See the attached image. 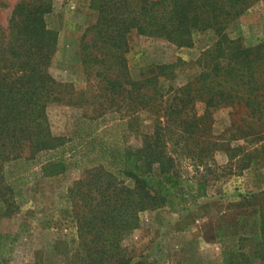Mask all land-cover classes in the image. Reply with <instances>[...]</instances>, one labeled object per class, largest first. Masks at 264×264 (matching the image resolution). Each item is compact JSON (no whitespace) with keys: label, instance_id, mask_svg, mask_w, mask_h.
Returning a JSON list of instances; mask_svg holds the SVG:
<instances>
[{"label":"trees","instance_id":"trees-1","mask_svg":"<svg viewBox=\"0 0 264 264\" xmlns=\"http://www.w3.org/2000/svg\"><path fill=\"white\" fill-rule=\"evenodd\" d=\"M84 1L94 21L81 29L78 58L94 82L96 108L81 115L70 139L53 135L47 118V107L61 102L66 89L47 71L56 40L44 19L50 0H17L0 26V212L16 208L23 186L84 158L90 165L67 188L74 238L52 248L64 264H150L130 242L139 212L162 206L181 211L219 178L255 168L245 155L246 162L221 169L214 153L224 150L231 159L240 147L226 146L211 127L215 110L234 105L264 127V37L246 46L226 33L264 0ZM204 30L214 39L196 61L199 71L166 97L158 80L180 73L182 59L147 66L139 80L130 77V32L189 47L193 34ZM230 126L236 132L231 139L253 135ZM254 188L224 205L213 202L222 207L212 216V234L223 264H264V190L258 183ZM6 237L0 235V264H9ZM27 264L42 261L35 256Z\"/></svg>","mask_w":264,"mask_h":264},{"label":"rangeland","instance_id":"rangeland-1","mask_svg":"<svg viewBox=\"0 0 264 264\" xmlns=\"http://www.w3.org/2000/svg\"><path fill=\"white\" fill-rule=\"evenodd\" d=\"M16 1L0 0V26L6 24ZM50 3L51 10L44 19L47 27L56 32V40L47 71L55 80L65 84L66 89L61 102L47 107V118L53 135L70 139L75 136L81 115H90L96 108L95 99L90 98L94 82L85 78L78 58L81 29L92 24L94 14L84 0H50ZM226 33L231 38H239L246 46L261 41L264 37V4L257 1L249 6L231 23ZM213 39L212 31H197L192 36L191 46L176 47L163 39L130 32L125 55L129 75L133 80H139L147 66L182 59L185 66L180 73L171 80H158L159 89L166 97L169 88L183 85L197 74L196 61ZM202 108V103L197 100L195 112L200 114ZM147 123L145 118L141 123L143 130ZM231 124L238 126L245 135H253L244 140L231 139L236 133ZM211 133L223 137L227 142L225 145L230 148L240 147L234 149L231 159L224 150L214 153L215 162L221 169L226 164L233 168L246 162L245 155L254 158L255 168L219 178L218 182L207 187L205 197L187 201L181 211L162 206L139 212L130 242L150 264H223L219 243L212 234L213 215L222 209L220 205L235 200L238 193L254 191L255 183L264 190L263 125L253 122L242 105L222 106L213 112ZM89 165L84 158L76 164L71 160L64 172L40 177L23 186L16 198V208L7 214L0 212V235L7 236L9 264H27L35 256L42 264H64L52 246L55 242L65 243L74 238L67 188L82 176L83 167ZM205 204H209L208 207L204 208Z\"/></svg>","mask_w":264,"mask_h":264}]
</instances>
